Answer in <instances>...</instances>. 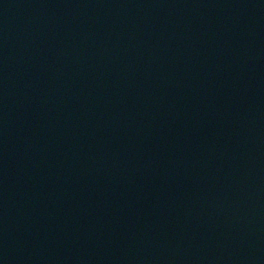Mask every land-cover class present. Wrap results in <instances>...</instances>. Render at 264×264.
Wrapping results in <instances>:
<instances>
[{
  "label": "water",
  "instance_id": "obj_1",
  "mask_svg": "<svg viewBox=\"0 0 264 264\" xmlns=\"http://www.w3.org/2000/svg\"><path fill=\"white\" fill-rule=\"evenodd\" d=\"M0 264H264V0H0Z\"/></svg>",
  "mask_w": 264,
  "mask_h": 264
}]
</instances>
